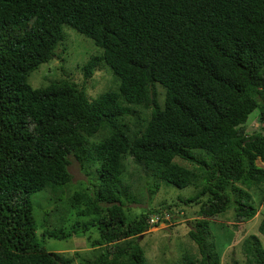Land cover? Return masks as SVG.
<instances>
[{"label": "trees", "instance_id": "1", "mask_svg": "<svg viewBox=\"0 0 264 264\" xmlns=\"http://www.w3.org/2000/svg\"><path fill=\"white\" fill-rule=\"evenodd\" d=\"M64 28L96 49L83 76L107 69L114 91L89 100L70 81L28 84L64 52ZM253 112L258 130L246 131ZM127 158L160 184L194 191L178 203L197 206L187 232L196 255L178 264H220L208 220L231 208L237 226L264 202V0H0V264H146L137 240L147 217L185 213L160 204L127 220L122 200L133 198L118 187ZM70 159L86 182L71 183ZM67 185L72 216L88 220L37 233L32 194L57 202ZM89 228L88 254L38 241ZM239 251L244 264H264L256 235Z\"/></svg>", "mask_w": 264, "mask_h": 264}, {"label": "rangeland", "instance_id": "2", "mask_svg": "<svg viewBox=\"0 0 264 264\" xmlns=\"http://www.w3.org/2000/svg\"><path fill=\"white\" fill-rule=\"evenodd\" d=\"M66 39L62 45L64 52L60 54V48L56 51L57 56L53 57L47 63L39 65L27 78L28 84L33 88L42 87L49 81L66 80L81 87L86 97L94 99L99 94L106 91H114V82L111 73L104 68L98 67L88 78L83 76L82 66L85 65L89 56L96 53V49L89 39L82 37L70 28L63 29ZM157 92L162 95V90L157 88ZM256 112L252 113L249 120L245 123L246 131L258 130L256 122ZM93 140V139H92ZM180 164L190 167L184 162ZM71 175V183L83 182L85 180L80 172L77 162L70 159L67 167ZM144 170V169H143ZM135 167L131 160H125V172L121 176L119 190L130 193L133 200L127 203V199L122 200L124 214L127 220L132 219L135 215L148 209L159 207L160 204L177 203L176 209L184 211L175 213L171 222L173 224L159 225L156 228L148 230L143 236L140 235L137 244L143 251L146 264H178L184 254L196 255V246L189 240L187 232L193 228L194 212L197 206H190L178 203V200H184L191 197L194 191L191 188L177 189L172 186L160 184L154 177H151L152 171ZM133 173V175H132ZM131 174V176H129ZM96 181H90L89 185L95 184ZM74 187V185H72ZM157 186V191L155 188ZM67 185L62 194L57 193L59 201L49 199L48 193H35L31 196L33 204L32 216L37 233L44 229L53 227H62L69 230L71 225L78 221H86L88 218H75L67 205L68 198L74 188ZM61 194V195H60ZM61 196V197H60ZM254 196V195H253ZM51 197V196H50ZM255 200V196L253 198ZM59 206V211L54 212V206ZM179 212V211H177ZM261 213L264 215V202L258 209V213L249 221L239 223L233 226V212L230 209L223 214L217 215L214 219L208 220L207 231L210 233L215 250L219 254L220 264H244L243 257L239 251L240 241L249 234L256 235L262 249L264 250V237L256 232L257 225L261 219ZM48 214V217L46 216ZM92 235L96 237L93 228L81 234L71 235L66 240H55L52 238H40L39 244L48 252L73 254H88L85 236ZM80 239V241H78ZM73 264H78L74 261Z\"/></svg>", "mask_w": 264, "mask_h": 264}, {"label": "built area", "instance_id": "3", "mask_svg": "<svg viewBox=\"0 0 264 264\" xmlns=\"http://www.w3.org/2000/svg\"><path fill=\"white\" fill-rule=\"evenodd\" d=\"M172 216L169 213L161 212L157 214H151L147 217V225L149 228H154L159 225H164L169 222Z\"/></svg>", "mask_w": 264, "mask_h": 264}, {"label": "clouds", "instance_id": "4", "mask_svg": "<svg viewBox=\"0 0 264 264\" xmlns=\"http://www.w3.org/2000/svg\"><path fill=\"white\" fill-rule=\"evenodd\" d=\"M166 213H167V212H166ZM172 218H173V216H172ZM172 218H171V219H172ZM171 219H170V220H171ZM156 227H158V226H156ZM156 227H154V228H156ZM148 228H149V227H148ZM150 229H152V228H149V230H150Z\"/></svg>", "mask_w": 264, "mask_h": 264}, {"label": "crops", "instance_id": "5", "mask_svg": "<svg viewBox=\"0 0 264 264\" xmlns=\"http://www.w3.org/2000/svg\"><path fill=\"white\" fill-rule=\"evenodd\" d=\"M260 241V240H259Z\"/></svg>", "mask_w": 264, "mask_h": 264}, {"label": "water", "instance_id": "6", "mask_svg": "<svg viewBox=\"0 0 264 264\" xmlns=\"http://www.w3.org/2000/svg\"><path fill=\"white\" fill-rule=\"evenodd\" d=\"M141 237V236H140Z\"/></svg>", "mask_w": 264, "mask_h": 264}]
</instances>
